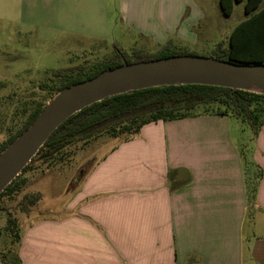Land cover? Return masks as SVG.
Instances as JSON below:
<instances>
[{
	"label": "crops",
	"instance_id": "0c3cea01",
	"mask_svg": "<svg viewBox=\"0 0 264 264\" xmlns=\"http://www.w3.org/2000/svg\"><path fill=\"white\" fill-rule=\"evenodd\" d=\"M114 1L119 36L136 33L158 48L205 44L208 7L222 12L219 0ZM238 122L202 112L118 139L70 186L65 213L82 216L18 217L19 264H264V125L249 127L245 143ZM259 171L250 195L248 177Z\"/></svg>",
	"mask_w": 264,
	"mask_h": 264
},
{
	"label": "rangeland",
	"instance_id": "374dc122",
	"mask_svg": "<svg viewBox=\"0 0 264 264\" xmlns=\"http://www.w3.org/2000/svg\"><path fill=\"white\" fill-rule=\"evenodd\" d=\"M99 8H103L105 14H100ZM207 11L213 19L207 42L192 45L189 50L197 55L214 57V46L217 43L223 48L227 45L226 31L244 17V9L238 2L230 15H224L216 5L208 7ZM117 24L114 0H0L2 140L21 128L31 110L46 104L56 94L57 86L65 79L54 76L53 70L71 66L90 69L111 56L114 47L127 52L158 49L136 33L121 38ZM100 34L106 37H100ZM239 125L240 140L244 142L251 132L248 126ZM119 138L106 131L97 132L69 147L61 154L60 161L56 158L49 163H38L37 167L23 172L24 176L36 169L35 178L28 181L12 200L4 199L6 211L12 212L17 219L27 213L36 220L43 217L52 221L70 215L82 216L75 210L65 213L64 203L74 190L70 186L80 181L124 135ZM244 152L247 153L248 148H244ZM29 194L36 196L35 204L27 212L19 211L17 202ZM6 220V212H0V230ZM18 226L23 230L25 223ZM15 242L13 236L0 231V264L16 263Z\"/></svg>",
	"mask_w": 264,
	"mask_h": 264
},
{
	"label": "trees",
	"instance_id": "16d2710c",
	"mask_svg": "<svg viewBox=\"0 0 264 264\" xmlns=\"http://www.w3.org/2000/svg\"><path fill=\"white\" fill-rule=\"evenodd\" d=\"M240 1L242 0H219L222 13L230 15L234 3ZM243 8L247 16L233 27L226 47L223 48L220 43L214 46V57L241 63H264V0H244ZM181 54L197 55L189 48L174 45L170 41L160 46L156 51L133 49L127 52L114 47L111 56L105 57L90 69H86L85 66H71L53 70L52 73L56 77L65 79L57 86L56 91L58 92L64 87L92 78L106 69L122 65L124 62L147 61ZM44 106L45 104L36 106L29 112L21 128L6 139H1L0 152L33 123ZM147 106L155 107L150 111L109 122L92 132L83 133L87 128L101 124L114 116ZM202 112H214L235 117L255 133L264 125V94L213 85L178 84L119 93L82 108L54 129L20 173L0 192V212L7 214L6 224L0 231H5L13 236L16 242L18 241V220L12 212L6 211L7 208L3 205V201L4 199L12 200L14 195L27 185L28 178L22 174L30 168L37 167L38 163H49L56 158L59 159L57 161H60L61 154L66 152L69 147L97 132L106 131L110 136L117 138L124 135L122 140H128L134 137L140 127L146 123L156 120L179 119ZM260 174L261 171L252 173L248 177L247 186L250 195L255 192ZM35 201L36 196L33 194L25 195L17 202V208L21 212H27L29 207L35 204ZM15 264H19L18 256Z\"/></svg>",
	"mask_w": 264,
	"mask_h": 264
},
{
	"label": "water",
	"instance_id": "95a60500",
	"mask_svg": "<svg viewBox=\"0 0 264 264\" xmlns=\"http://www.w3.org/2000/svg\"><path fill=\"white\" fill-rule=\"evenodd\" d=\"M203 84L264 94V63H241L193 54L137 61L106 69L98 75L60 89L40 110L33 123L0 152V192L31 160L54 129L82 108L119 93L148 87ZM147 106L114 116L87 128L152 110Z\"/></svg>",
	"mask_w": 264,
	"mask_h": 264
}]
</instances>
